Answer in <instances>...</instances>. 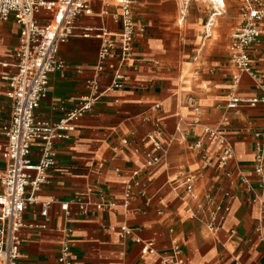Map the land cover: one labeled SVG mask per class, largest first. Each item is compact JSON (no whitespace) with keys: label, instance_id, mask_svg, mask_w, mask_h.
Wrapping results in <instances>:
<instances>
[{"label":"crops","instance_id":"0c3cea01","mask_svg":"<svg viewBox=\"0 0 264 264\" xmlns=\"http://www.w3.org/2000/svg\"><path fill=\"white\" fill-rule=\"evenodd\" d=\"M119 3L93 1L92 13L77 19L73 36L59 51L65 65L50 76L37 119L56 123L88 94L87 83L97 77L101 42L86 37V29L120 32ZM241 6L242 0H224L223 9L211 0H135L133 59L123 68L126 86L106 91L75 123L69 139L55 141L57 165L37 197L58 203L48 218L41 216L39 204L25 212L29 226L21 231L18 264H59L66 230H71L74 264H160L173 256L175 243L185 264H264V189L254 171L264 104L227 108L233 95H264V21L260 39L249 49L252 74L240 72L231 60ZM39 19L46 22L48 14ZM20 32L13 18L0 19V192L7 168L2 130L13 111L7 78L17 74L13 64ZM117 66L114 54L99 77L102 90ZM206 128L222 131L231 142L234 157L227 164L219 163V147L206 137ZM40 155L41 143L33 142L32 159ZM148 155L160 157V163L149 166ZM183 172L195 176L193 195L182 185ZM135 182L125 206L128 184ZM102 199L115 206L105 211L90 207L84 215L73 204ZM61 204H69V210ZM216 205L224 209L219 229L210 232ZM137 239L152 241L155 252L143 253Z\"/></svg>","mask_w":264,"mask_h":264},{"label":"built area","instance_id":"2783aa9c","mask_svg":"<svg viewBox=\"0 0 264 264\" xmlns=\"http://www.w3.org/2000/svg\"><path fill=\"white\" fill-rule=\"evenodd\" d=\"M102 0H0V19L8 21L13 18L21 27L19 47L15 55L17 74L7 78L10 90L7 96L12 100L13 111L10 123L3 128L7 137L4 158L7 168L1 179L0 192V264H18L21 249V231L29 225L24 221L27 209L39 204L41 216L48 218L51 207L58 201H38L37 194L48 182V172L57 165V153L54 143L58 139H69L75 131V123L89 113L106 91L123 89L127 77L123 68L127 67L133 59L136 22L133 13L135 0H120L119 13L116 19L121 25L118 33H110L104 28L86 29L85 36L94 35L100 40L99 62L96 67L95 79L87 83L88 94L79 105L56 123L39 120L35 112L42 100L47 96L50 76L63 69L64 62L59 59V51L74 34L76 21L81 15L92 13V2ZM219 9L224 8V0H211ZM43 13L48 14V20L41 22ZM264 21L263 0H242L241 25L231 37L230 55L236 68L243 73L252 74V60L249 54L250 47L256 43L261 35V24ZM211 25V24H210ZM117 54L118 66L112 75L111 84L105 90L99 82L109 64L112 55ZM8 66V63H4ZM238 82V78L236 79ZM191 102L192 99H189ZM264 104V95L261 97H241L233 95L227 102V108L238 110L240 106L255 107ZM155 105V108H158ZM198 111L199 108L195 107ZM226 122V121H225ZM208 139L216 141L219 147V163L227 164L234 157L231 142L222 131L210 128L205 129ZM258 142L256 149L255 174L259 178V187L264 189V130L256 133ZM41 143V155L38 161L32 159V143ZM157 150L160 144L155 143ZM196 147H201L198 143ZM161 158L148 155L149 166L160 163ZM138 172L134 173L137 176ZM182 185L189 195L194 193L195 176L186 172L181 174ZM243 182L252 190L247 179ZM129 183L126 193L125 206H128L131 191L134 185ZM227 198L231 197L226 193ZM103 198V197H102ZM212 200L211 198H209ZM258 196L253 197L256 202ZM87 215L90 207L105 211L113 208L115 203L102 199L99 202L73 201ZM61 208L68 211L69 204H61ZM224 208L216 205L211 211V221L208 225L210 232L219 229V213ZM228 207L225 211H229ZM264 215V203L262 206ZM264 221V217L262 219ZM45 228V225L38 226ZM124 234L131 231L122 228ZM71 230H66L65 240L58 256L59 264H74L71 256L70 237ZM143 253H154L155 246L152 241L144 242L137 239ZM160 264H185L178 244H174L172 257L162 259Z\"/></svg>","mask_w":264,"mask_h":264},{"label":"rangeland","instance_id":"374dc122","mask_svg":"<svg viewBox=\"0 0 264 264\" xmlns=\"http://www.w3.org/2000/svg\"><path fill=\"white\" fill-rule=\"evenodd\" d=\"M211 23H213V22H211ZM240 23H241V18L239 17V24H238V26L240 25ZM238 26H236V28H237ZM234 31H235V30L232 31V34L234 33Z\"/></svg>","mask_w":264,"mask_h":264}]
</instances>
